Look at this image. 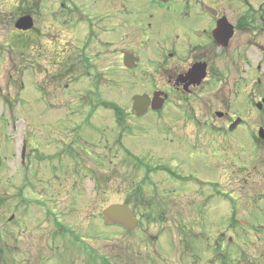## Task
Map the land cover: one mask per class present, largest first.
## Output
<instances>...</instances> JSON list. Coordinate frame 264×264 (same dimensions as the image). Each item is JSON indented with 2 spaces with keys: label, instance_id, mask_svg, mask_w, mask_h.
<instances>
[{
  "label": "flooded vegetation",
  "instance_id": "flooded-vegetation-1",
  "mask_svg": "<svg viewBox=\"0 0 264 264\" xmlns=\"http://www.w3.org/2000/svg\"><path fill=\"white\" fill-rule=\"evenodd\" d=\"M141 1V10L135 13V7L129 8L128 0H0V59L4 61L0 66V261L3 264H15L14 259L10 262L11 255L18 258L17 264H41L43 240L53 232L57 235L59 228L69 223L70 212L66 210L75 209L67 203L72 202L71 195L77 191V180L69 174H57L54 171L56 165L49 163V170L43 168L38 143L33 139L35 128L28 132L21 125L22 117L28 118L31 112L37 117L36 113L40 112L27 103L33 95V101L41 105L42 80L47 86L51 85L48 86L49 94L58 100L52 105L56 111L68 107L72 96L69 89L73 84L89 87V93L85 95L88 100L94 91L99 96L102 85L127 82L130 100L126 106L105 105V108L114 110L115 114L126 113L129 123L132 118H139L137 120L143 125V119L148 118L154 123L152 128H166L168 131L160 135H172L171 146L177 149V152L169 150V154L161 156V161L151 165V173L140 174L142 181L134 175L135 171L129 177L131 168L127 165L125 175L131 178L129 184L117 183L113 191L105 187V176L98 171L102 165L94 160V155L77 153L82 158L77 159V163L93 172L88 180L90 188L85 186L88 188L86 205L81 212L77 213L79 209L75 212V224L80 227V233L84 230L82 227L93 225L102 228L118 225L128 230L124 224L107 219L104 213L109 204L127 202V199L138 219L133 230L142 228L147 232L149 228L143 226L145 214L154 219L155 216L159 219L169 216L181 223V197L184 194L190 198L204 196L211 204L218 193L217 174L210 177L204 174L208 168L217 167V153L211 147L214 135L216 144L218 136L229 140L238 131L240 134L244 131L246 135L247 131L249 140L261 153L264 138L254 130L251 133L245 130L248 119L242 114L233 117L228 98L221 96L225 95L226 89L214 88L213 82L226 81L227 71L243 57L239 45L248 40L241 39L233 46L237 31L245 38L264 32V3L242 0V15L232 21L218 0ZM22 16L32 19L29 27L16 25ZM223 18H228L235 27L227 44H221L214 35ZM27 59H33L32 63ZM203 73L198 80V74ZM244 83L242 80L241 85ZM217 102L227 104L226 108L211 110L210 106ZM102 105L98 110L104 107ZM104 116L106 114L102 116L103 122ZM239 116L240 122L231 128ZM118 121L125 122L119 118ZM189 122L193 126H189ZM260 127L261 123L258 129ZM76 139V142L85 140ZM181 145H185L187 157L179 153ZM181 159L188 161L194 169L181 171ZM261 159L263 174L260 177L264 188L262 153ZM196 162L202 164V170L196 169L193 164ZM76 173H79L78 169ZM118 174L117 179H120ZM193 175L203 179V182L198 181L203 189L194 186ZM83 176L85 181L87 174L77 175L75 179L80 178L79 182H83ZM238 176L243 179V174H228V179L233 181ZM63 177V191L59 193L55 186ZM43 181L56 182L54 186L48 184L52 195L48 198L47 208L42 201ZM181 185L190 187V192L182 193ZM124 189L129 190L126 195ZM111 192L118 193L123 200L106 203L105 197ZM54 198L61 200L59 206L50 205ZM43 213L44 219L48 216L52 224L42 238ZM87 213L88 218L83 220ZM64 214H67L66 218H63ZM154 219L147 224L153 223ZM99 239L105 240V237L77 234V243L82 245L89 243L95 247L93 243Z\"/></svg>",
  "mask_w": 264,
  "mask_h": 264
},
{
  "label": "rangeland",
  "instance_id": "rangeland-1",
  "mask_svg": "<svg viewBox=\"0 0 264 264\" xmlns=\"http://www.w3.org/2000/svg\"><path fill=\"white\" fill-rule=\"evenodd\" d=\"M218 1L232 21L242 15V3L235 0ZM250 1L254 4L264 3V0ZM141 4V0H128L129 8L135 7V13L141 10ZM257 21L260 23L259 18ZM246 36L247 38L237 31L233 46L237 45L241 39L248 40V44H238L243 57L238 63L234 62L235 65L231 67V71H227L226 81L220 83L217 80L213 84H215L214 88L226 89L225 93L221 92L225 95L221 96L228 98L229 112L234 115L233 117H236L237 113L242 114V117L248 119L245 130L249 132L254 130L256 133L260 123L264 126V111L259 110L255 105L264 96V32ZM27 60L30 63L33 61V59ZM2 62L4 63L3 59H0V66ZM27 78L30 77L27 76ZM242 80H245L243 86ZM237 82L238 85H236ZM42 83L41 105L33 101V95L27 103L29 107H35L40 112L36 113L37 117L33 112L28 115V118L22 117L21 125L28 132L35 128L33 139L38 143L43 168L47 167L49 170V163L56 165L54 171L57 174H69L72 179L77 180V191L71 195L72 202L67 203V206L75 208L74 211L66 210L70 212L67 217L69 223L59 228L60 232L57 235L53 232L47 240H43L41 264H264V188H262L260 177L263 174L262 161L259 148L252 140H249L247 131L248 136L244 131L241 134L238 131L232 135L233 143H231L232 138L227 140L218 136V142L215 144V135L213 136L211 147L217 153L218 159L216 156L215 158L218 163L215 169L208 168L204 174L206 177L217 174L218 193L212 198L211 204L206 202L207 199L204 196L190 198L184 194V197H181V223L169 216L166 219L155 216L154 219L148 218L145 214L143 226L149 228L148 232L142 228L126 231L118 225H109L104 228L93 225L89 228L82 227L81 229L84 230L81 232L86 236L101 235L105 237V240L94 241L96 248L89 243L86 245L77 243V234L82 233L78 232L80 227L75 224L77 220L75 212L78 209L77 213L81 212L86 205L88 188L91 186L88 180L93 174L83 164L77 163V159H82L77 153L83 156L94 155V160L102 165L98 171L105 176V187L113 191L117 183L129 184L131 178L125 175L127 165L130 164L131 168L129 177L135 171L134 175H138L139 181H142L144 179L140 174L144 175L145 171L151 173V165L161 161V156L165 157L170 153L169 150L177 152V149L171 146L172 135H160L168 131L166 128H152L154 123H151L148 118L143 119V125L141 120H137L139 118H132L129 123L127 121L129 116L126 113L115 114L114 110L105 108V105L126 106L130 100V86L125 81L117 83L118 85L100 86L99 96L94 91L88 100L85 95L89 93V87L73 84L69 89L72 96L71 99L69 98L68 107L62 111L53 110L58 100L55 95L49 94L48 86L51 85L47 86L43 80ZM244 90L246 92H243ZM99 105L104 107L98 110ZM226 105L217 102L210 108L211 110L225 109ZM124 110L122 107L121 111L124 112ZM102 112L103 115L106 114L104 122ZM118 118L126 123L118 121ZM188 125L193 126V123L189 122ZM76 138L85 140L76 142L78 141ZM179 153L187 157L185 145H181ZM261 153L264 155V147ZM52 154L56 155L50 158ZM120 156L122 158H119ZM176 160L180 162L179 157ZM181 164V171L194 169L190 167L188 161L183 159ZM193 164L196 169H203L201 163ZM241 166L246 169L242 171ZM77 169L79 173H76ZM117 173L120 179H117ZM85 174L88 175L85 181L84 176L83 182H79L80 178L75 179L77 175ZM228 174L233 176L243 174L244 180L242 176H238L233 181H229ZM193 176L194 186L197 189H203L204 187L198 184V181L203 182V179H200L198 175ZM64 179V177L59 179L62 181L55 186L59 193L63 191ZM46 183L43 181L41 185L45 208L49 206L48 198L52 195V188L48 184L54 186L56 182ZM86 185L88 188H85ZM127 191L129 190L124 189L123 194L126 195ZM181 192H190V187L181 185ZM114 200L122 201L123 199L114 192L105 197L106 203ZM60 201L54 198L50 205L59 206ZM210 206L213 209H209ZM44 215L43 213V220H41L42 238L52 224V220L48 216L44 219ZM66 216L67 214H64L63 218ZM83 218V220L87 219L88 213ZM153 219V223L148 225L147 223ZM63 229L66 230L63 231ZM71 231H74V237L71 236L73 234ZM25 235L28 237V232ZM13 259L16 261L15 264L19 262L16 256L11 255L10 262H13ZM0 264H3L2 261ZM26 264H32V262Z\"/></svg>",
  "mask_w": 264,
  "mask_h": 264
},
{
  "label": "water",
  "instance_id": "water-1",
  "mask_svg": "<svg viewBox=\"0 0 264 264\" xmlns=\"http://www.w3.org/2000/svg\"><path fill=\"white\" fill-rule=\"evenodd\" d=\"M28 16H22L17 20L16 25L18 27L27 28L31 25V21ZM227 25H226V23ZM234 31L233 24L227 22V18H223L222 21H219L218 28L214 31L215 36L218 38L219 42L223 44H227L228 39L232 36ZM197 73V72H196ZM203 74H198V80H201L203 77ZM138 97H136V100ZM264 103V97L257 103V106L260 108L263 106ZM239 119L235 120L231 127H234L238 124ZM259 134L264 137L263 128H260ZM105 216L107 219L120 222L127 226L129 229L133 228L138 219L134 216V213L132 209L130 208L128 203H113L105 209Z\"/></svg>",
  "mask_w": 264,
  "mask_h": 264
}]
</instances>
